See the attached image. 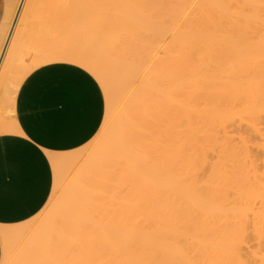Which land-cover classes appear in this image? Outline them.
<instances>
[{"label": "bare ground", "instance_id": "6f19581e", "mask_svg": "<svg viewBox=\"0 0 264 264\" xmlns=\"http://www.w3.org/2000/svg\"><path fill=\"white\" fill-rule=\"evenodd\" d=\"M11 3L3 91L70 62L106 122L51 152L46 211L0 225V264H264V0H28L5 51Z\"/></svg>", "mask_w": 264, "mask_h": 264}, {"label": "crops", "instance_id": "0c3cea01", "mask_svg": "<svg viewBox=\"0 0 264 264\" xmlns=\"http://www.w3.org/2000/svg\"><path fill=\"white\" fill-rule=\"evenodd\" d=\"M6 5L7 0H0V24ZM22 80L17 89L3 91L0 86V225L31 219L37 204L49 200L53 164L38 149L72 151L67 145L82 139L83 130L95 124L102 101L106 110L100 83L76 64L39 65ZM2 251L0 238V263Z\"/></svg>", "mask_w": 264, "mask_h": 264}, {"label": "snow or ice", "instance_id": "6c2138e0", "mask_svg": "<svg viewBox=\"0 0 264 264\" xmlns=\"http://www.w3.org/2000/svg\"><path fill=\"white\" fill-rule=\"evenodd\" d=\"M9 8L12 9V21L9 22V20L5 18L2 28L5 51H8L10 43H12L14 40L13 33L16 31L17 28L16 22L21 21L22 18L28 14L31 5L28 3V0H12V3L9 5ZM105 122L106 112L104 102L102 101L100 112L96 118L95 124L92 125L90 129L85 128L83 130L82 139L78 140L75 144L67 145V147L73 152H76L91 145L100 135L101 131L104 128ZM19 134L23 135V132ZM45 147L47 148L49 146L45 145ZM38 151L41 152V154L49 165L54 159H56V157L51 152L43 151L41 149H38ZM45 199H47V196L45 197ZM34 211L38 215L46 211V205L44 201H41L39 204H37L36 209Z\"/></svg>", "mask_w": 264, "mask_h": 264}, {"label": "rangeland", "instance_id": "374dc122", "mask_svg": "<svg viewBox=\"0 0 264 264\" xmlns=\"http://www.w3.org/2000/svg\"><path fill=\"white\" fill-rule=\"evenodd\" d=\"M89 146H90V145H89ZM84 154H86V153L84 152ZM80 159H83V156H82ZM80 159H79V160H80ZM79 160H78V162H77V165H80L79 162L82 163V161H81V160L79 161ZM75 167H76V166H75ZM76 168H77V167H76ZM74 170H75V169H74ZM73 172H74V171H72V173H73ZM48 202H49V200H48ZM48 202H47L46 205H48ZM50 206H51V203H50V205H49L48 207H50Z\"/></svg>", "mask_w": 264, "mask_h": 264}]
</instances>
